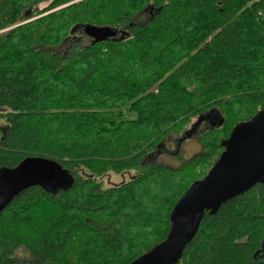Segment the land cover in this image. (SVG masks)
<instances>
[{
	"label": "trees",
	"instance_id": "16d2710c",
	"mask_svg": "<svg viewBox=\"0 0 264 264\" xmlns=\"http://www.w3.org/2000/svg\"><path fill=\"white\" fill-rule=\"evenodd\" d=\"M87 25L127 33L85 45ZM262 108L264 0H0V168L43 157L75 177L0 214V264H130L166 239L197 171ZM205 115L224 123L200 133L198 153L178 169L157 162ZM263 260L257 185L206 214L178 264Z\"/></svg>",
	"mask_w": 264,
	"mask_h": 264
},
{
	"label": "water",
	"instance_id": "95a60500",
	"mask_svg": "<svg viewBox=\"0 0 264 264\" xmlns=\"http://www.w3.org/2000/svg\"><path fill=\"white\" fill-rule=\"evenodd\" d=\"M83 33L98 44L121 40L127 32L117 39L116 29L87 25ZM215 123L221 127L224 120L216 118ZM197 126L198 123L184 135L182 142L194 137ZM221 146L223 152L208 174L195 181L174 206L166 239L130 264H178L206 214L216 215L226 203L264 185V108L250 120L238 123ZM74 185L73 174L52 159L28 157L15 168L2 167L0 214L29 188L39 187L57 196Z\"/></svg>",
	"mask_w": 264,
	"mask_h": 264
},
{
	"label": "rangeland",
	"instance_id": "374dc122",
	"mask_svg": "<svg viewBox=\"0 0 264 264\" xmlns=\"http://www.w3.org/2000/svg\"><path fill=\"white\" fill-rule=\"evenodd\" d=\"M44 6H46V5H43L42 7H40V9H42ZM42 16L43 15L38 16L35 19H38ZM146 19H147V16L143 17V19L140 22L145 21ZM99 27H108V26H99ZM110 28H112V27H110ZM119 36H120V34H119ZM76 38L79 40H83V43L85 45H90V43L92 41L91 38H89L87 36H83V35H77ZM65 49L66 48H63L62 50H65ZM23 81H26V80H23ZM59 84L60 85L64 84L65 86H67V83H64V82H59ZM233 109H235V107ZM197 121H198V118H193L187 127L191 129V127L194 124H197ZM0 123L4 124V122H0ZM205 127L206 126H202L200 129L197 130V132L195 133L193 138L187 139L184 142V144L181 146V148L179 149V153H175L173 155H169V154L165 153L164 155L159 157V160H157V162H159L160 164H163L167 167H170L172 169H178L183 164H186L196 153H198L201 150L198 139H199L200 133L204 129H209V127H207V128H205ZM177 138H178V135H172L170 138H168L164 142L163 146L169 147L170 149L173 150L176 147V143H177L176 139ZM210 169L205 167V168H201L199 171H197V173H196L197 174V180L203 179L208 174ZM133 175H134L133 172L125 173V174L110 173L109 176L103 178V183H104L103 185H104V187L119 185L120 183L130 181V179ZM164 188L167 189L168 187H166V185H165ZM164 188L161 189V192H163ZM22 256L23 255L20 254V257H22Z\"/></svg>",
	"mask_w": 264,
	"mask_h": 264
},
{
	"label": "flooded vegetation",
	"instance_id": "af4514ba",
	"mask_svg": "<svg viewBox=\"0 0 264 264\" xmlns=\"http://www.w3.org/2000/svg\"><path fill=\"white\" fill-rule=\"evenodd\" d=\"M199 121V122H198ZM197 123H198V126L196 127V129H200L202 126H206L205 128L207 127H210L212 123H214L216 121V119L212 116V115H205V116H202V118L199 120L198 119ZM192 129V127H191ZM190 129V130H191ZM184 136H181L180 138V142L176 143V147L172 150L170 149L169 147H166L164 146L163 150L166 154H169V155H173L175 153H179V149L181 148V146L184 144V142H182V139H183ZM160 157V156H159ZM158 157V158H159ZM262 257V255H261Z\"/></svg>",
	"mask_w": 264,
	"mask_h": 264
},
{
	"label": "bare ground",
	"instance_id": "6f19581e",
	"mask_svg": "<svg viewBox=\"0 0 264 264\" xmlns=\"http://www.w3.org/2000/svg\"><path fill=\"white\" fill-rule=\"evenodd\" d=\"M193 126H194V125H193ZM193 126H192V127H193Z\"/></svg>",
	"mask_w": 264,
	"mask_h": 264
}]
</instances>
